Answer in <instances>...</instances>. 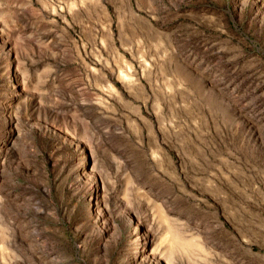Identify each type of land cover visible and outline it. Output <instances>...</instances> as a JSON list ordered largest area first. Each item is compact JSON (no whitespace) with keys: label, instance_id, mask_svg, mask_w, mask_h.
<instances>
[{"label":"rangeland","instance_id":"rangeland-1","mask_svg":"<svg viewBox=\"0 0 264 264\" xmlns=\"http://www.w3.org/2000/svg\"><path fill=\"white\" fill-rule=\"evenodd\" d=\"M0 264H264V0H0Z\"/></svg>","mask_w":264,"mask_h":264}]
</instances>
